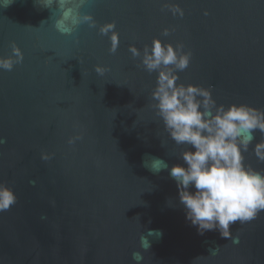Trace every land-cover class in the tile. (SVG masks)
<instances>
[{
	"label": "water",
	"instance_id": "water-1",
	"mask_svg": "<svg viewBox=\"0 0 264 264\" xmlns=\"http://www.w3.org/2000/svg\"><path fill=\"white\" fill-rule=\"evenodd\" d=\"M67 7L72 0H0V57L13 42L23 52L0 69V184L16 195L0 211V264H135L137 250L141 264H264V212L231 226L238 244L186 219L170 168L187 146L156 114L158 72L129 51L154 38L182 43L191 61L178 83L211 86L218 105L264 110V0H86L78 11L97 26L72 35L56 28ZM110 22L115 53L98 31ZM261 139L257 130L245 162L264 171L252 151ZM155 159L168 168L154 171Z\"/></svg>",
	"mask_w": 264,
	"mask_h": 264
},
{
	"label": "clouds",
	"instance_id": "clouds-1",
	"mask_svg": "<svg viewBox=\"0 0 264 264\" xmlns=\"http://www.w3.org/2000/svg\"><path fill=\"white\" fill-rule=\"evenodd\" d=\"M60 2L64 4L67 0ZM72 2L75 7L62 11L56 22L57 30L61 34L72 35L84 23L95 28L93 16L78 11L86 0ZM170 9L174 15H184L179 6ZM114 29L115 22L101 25L98 29L101 35L110 33L112 46L109 51L112 53L116 52L119 43ZM169 34L170 30L165 28L162 35ZM129 51L133 57H141L142 65L149 73L158 72L152 92L156 114L162 118L175 144L187 146L181 153L184 163L170 168L186 219L197 227L200 234L217 230L222 238H230L238 244L239 237L232 236L231 226L236 222H250L264 212V171L245 162V153L253 145L255 132L258 130L264 136V110L246 103L218 105L211 86L178 83V73L188 68L191 61V52L185 51L182 43L173 45L154 38L151 46H145L142 53L135 45L130 46ZM12 53L11 56L0 57V69L10 71L15 64L23 62V52L15 42ZM95 71L103 75L108 69L97 64ZM80 138H71L69 143ZM5 142L0 138V144ZM252 151L258 162H264V139L256 142ZM43 158L48 159L47 156ZM151 167L159 171L168 165L155 159ZM15 201L14 190L0 184V211L9 209ZM149 248L148 239L142 235L141 249L147 251ZM132 259L135 264H141L144 260L142 251H134Z\"/></svg>",
	"mask_w": 264,
	"mask_h": 264
}]
</instances>
